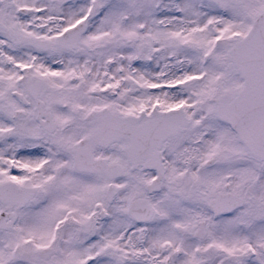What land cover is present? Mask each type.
Wrapping results in <instances>:
<instances>
[{
  "label": "snow or ice",
  "instance_id": "6c2138e0",
  "mask_svg": "<svg viewBox=\"0 0 264 264\" xmlns=\"http://www.w3.org/2000/svg\"><path fill=\"white\" fill-rule=\"evenodd\" d=\"M0 264H264V0H0Z\"/></svg>",
  "mask_w": 264,
  "mask_h": 264
}]
</instances>
